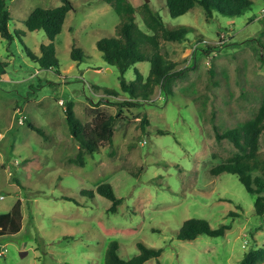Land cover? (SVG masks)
Wrapping results in <instances>:
<instances>
[{
	"label": "rangeland",
	"instance_id": "374dc122",
	"mask_svg": "<svg viewBox=\"0 0 264 264\" xmlns=\"http://www.w3.org/2000/svg\"><path fill=\"white\" fill-rule=\"evenodd\" d=\"M250 1L235 17L216 10L209 16L196 5L171 18L164 0H129L145 32V2L167 29L192 28L181 42L160 41L174 64L171 73L181 75L137 101L121 90L118 69L96 47L120 22L110 4L71 0L54 55L45 56L48 68L38 59L50 40L43 31L28 32L25 21L34 9L59 7L61 0L7 1L8 29L17 36L0 37V213L20 199L23 220L18 234L0 237V264H102L112 240L124 260L138 254L137 242L163 248L160 264H240L247 251H264L256 195L237 176L213 172L239 152L217 133L253 119L264 101V0ZM74 47L83 55L78 61L70 56ZM136 69L144 82L149 62L129 69L128 82L137 81ZM69 103L84 124L92 111L120 115L113 142L93 154L83 151V165L72 162L80 147L66 119ZM105 183L122 199L115 212L96 192ZM190 218L231 228L222 237L177 239Z\"/></svg>",
	"mask_w": 264,
	"mask_h": 264
},
{
	"label": "trees",
	"instance_id": "16d2710c",
	"mask_svg": "<svg viewBox=\"0 0 264 264\" xmlns=\"http://www.w3.org/2000/svg\"><path fill=\"white\" fill-rule=\"evenodd\" d=\"M8 0H0V37L6 41H13L14 34L8 29L10 12L7 7ZM171 18H176L187 13L196 5L200 6L209 16L216 10L225 16L235 17L248 11L253 2L250 0H164ZM59 7L52 9L36 8L25 21L28 32L43 31L50 40L47 46H41L42 57L38 61L43 66L50 67L52 61L45 56L54 55L53 40L61 34L67 14L73 8L71 0H61ZM110 4L120 17V22L115 27V35L102 38L96 42L97 50L102 54L104 61L115 66L120 73L121 90L126 92L131 100L149 99L154 94L155 88L160 85L165 87L171 79L181 75L182 71L172 72L174 64L165 58L161 52L160 41H183L192 28L167 29L165 22L150 4L145 2L140 11L141 19L146 32L141 30L136 23L137 10L129 0H104ZM29 54V53H28ZM73 61L80 60L83 55L78 48H73L70 53ZM34 60V55L30 53ZM149 62L150 71L144 82L142 74L136 69V82H128L126 72L135 67L137 63ZM113 92V91H108ZM135 101V102H136ZM130 106L134 103L125 101ZM93 118L88 124L82 123L76 118L72 103L66 105V119L70 132L79 143L80 151L75 160L83 165V151L93 154L104 143H112L115 132V120L119 118L100 112L92 111ZM121 113V112H120ZM32 130L41 134V130L29 125ZM159 133L163 131L158 130ZM164 134V133H163ZM264 135V101L257 115L242 125H237L226 130L222 134L217 133L218 139H228L239 151L226 163H222L213 169L215 175L223 173L237 176L247 193L255 194L254 211L257 216L264 218V155L260 151V139ZM96 192L111 202L109 210L115 212L122 203V199L115 195L110 183L101 184ZM87 196L91 194L84 191ZM22 201L18 199L7 213H0V237L14 236L22 229ZM231 228L230 224L222 223L218 228H212L209 222L203 218H190L183 222L176 232L179 240H194L200 235L209 237H222ZM138 254L128 260L119 255V243L116 240L109 242L102 264H145L148 260L155 259L160 264L159 257L163 248L149 247L143 242H137ZM264 260V251L251 249L247 251L240 264H260Z\"/></svg>",
	"mask_w": 264,
	"mask_h": 264
},
{
	"label": "built area",
	"instance_id": "2783aa9c",
	"mask_svg": "<svg viewBox=\"0 0 264 264\" xmlns=\"http://www.w3.org/2000/svg\"><path fill=\"white\" fill-rule=\"evenodd\" d=\"M262 12H264V9H262Z\"/></svg>",
	"mask_w": 264,
	"mask_h": 264
}]
</instances>
